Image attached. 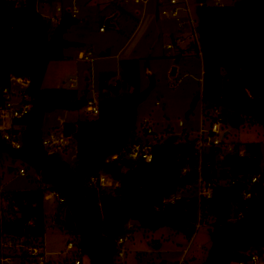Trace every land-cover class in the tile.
Segmentation results:
<instances>
[{"label": "trees", "instance_id": "1", "mask_svg": "<svg viewBox=\"0 0 264 264\" xmlns=\"http://www.w3.org/2000/svg\"><path fill=\"white\" fill-rule=\"evenodd\" d=\"M197 19L199 41L192 46L202 58V88L187 114L201 100L209 107H221L225 123L234 128L248 120L264 129V0H239L225 6L206 3L198 6ZM78 21L65 11L53 26L38 11V0H25L19 6L0 0V103L3 89L14 83L24 89L32 103L28 115L15 121L22 128L20 149L13 148L0 134V160L6 156L21 161L42 184L32 190L1 193L7 208L0 235L43 241L45 196L54 191L62 199L56 221L64 226L61 214L71 212L76 229L70 233L88 264H124L117 258L116 239L135 227L155 231L167 226L189 240L197 230L199 215L209 220L211 242L199 264L239 262L248 258L247 252L264 248L261 142H237L232 151L221 156V149L209 147L199 164L193 141L179 142L172 135L168 142L152 147L151 161H138L133 166L122 161L125 149L134 141L137 107L155 85L149 72L147 87L140 89L138 58L120 61L122 78L114 84L108 82L114 72L101 75L98 115L75 122L73 166L42 145L46 114L79 110L88 99L86 92L80 94L75 88L42 87L49 64L62 60L66 47L73 45L64 37ZM257 80L261 81L262 93L254 96L248 88ZM240 146L244 154L239 153ZM257 173L261 176L247 198L242 195L240 180L235 184L219 182ZM100 174L108 175L115 184L104 189L98 183H88L90 176ZM199 175L215 180L210 198L184 195L173 203L167 201L183 186L193 185ZM130 221L138 224L128 228Z\"/></svg>", "mask_w": 264, "mask_h": 264}, {"label": "rangeland", "instance_id": "2", "mask_svg": "<svg viewBox=\"0 0 264 264\" xmlns=\"http://www.w3.org/2000/svg\"><path fill=\"white\" fill-rule=\"evenodd\" d=\"M118 1L97 0L89 3V0H44L38 3V11L48 21L56 16L61 17L69 7L78 9L79 18L75 27L64 37L65 40L72 41L73 45L66 47L62 60L49 64L42 87L67 88L71 87V82L75 79L72 88L78 89L80 94L86 92L88 98L98 99L101 92V75L106 71L114 72L115 75L108 80L114 84L122 78L120 61L124 58H138L140 89L147 87L149 72L154 75L155 85L137 107V125L144 117H150L157 132L175 133L179 142L196 137L201 117V100L196 103L191 113L187 114V110L193 97L199 94L202 88V58L193 46L189 47L194 41L191 30H195L198 24V3L196 0H179L178 15L173 16L162 13L164 9L171 8L170 0H164L163 5L158 4L157 0H149L147 4L121 0L122 7L118 5ZM235 1L239 0H207L206 3L225 6L232 5ZM57 6L63 7L64 11L56 10ZM117 12V20L113 19L111 22H115L117 27L107 26L106 19L113 15L106 16ZM56 24L52 21L53 26ZM102 26L105 30H101ZM168 44L172 47H167ZM80 51L84 54L91 51L89 59H80ZM173 66L178 68L175 78L169 75ZM203 108L207 109L208 106L203 104ZM87 117L94 118L95 115L86 112L84 107L79 110L48 113L43 121V136H60L62 120ZM180 119L184 120L181 127L178 125ZM226 127L230 134L224 138L219 156L227 152V146L237 142L259 141L264 152V129L260 124L246 120L237 128L231 125ZM63 151L57 153L73 166L76 161V140L73 135L68 138V144ZM8 164L14 166L15 170L10 172ZM22 167L27 170L21 161H12L6 156L0 160V208H7L2 192L32 190L42 185L33 170H27L26 177L20 176L18 170ZM186 194L191 196L193 192ZM58 205L57 199L45 200L46 233L43 248L47 253L48 264H69L74 259V253L73 249H67V243L74 235L57 223L55 214ZM61 216L64 220L63 214ZM208 221L202 220L189 240L167 226L155 231L132 228L131 236L122 244L125 255L118 259L124 264H157L160 261L179 263L185 258L184 261L189 264H199L211 245ZM5 239L6 236L0 235V261L7 256V250L3 252L1 248V242L6 241ZM17 263V260L13 261V264ZM83 264H88L86 257L83 258Z\"/></svg>", "mask_w": 264, "mask_h": 264}, {"label": "built area", "instance_id": "3", "mask_svg": "<svg viewBox=\"0 0 264 264\" xmlns=\"http://www.w3.org/2000/svg\"><path fill=\"white\" fill-rule=\"evenodd\" d=\"M6 2H12L16 6L24 3L25 0H4ZM44 0H38V3L43 2ZM135 3L147 4L149 0H134ZM179 0H170L171 8L164 9L162 13L164 15L172 14L173 16L178 15L179 7L177 5ZM163 5V1H161ZM56 10L63 12L64 9L61 6H57ZM74 17L76 15V9L69 11ZM60 20V17H53L52 21L56 23ZM197 26L195 30L192 31V36L196 44L198 43L197 37ZM101 30H105L104 27H101ZM167 47H172L171 44H168ZM79 52L78 57L83 60L89 59V54ZM75 81V79L73 80ZM158 103V102H156ZM86 112L89 111L93 115H98V99L88 98L84 106ZM32 109V103L30 101L29 95L19 87L16 83L12 86L3 89V100L0 103V134L1 137L10 144L15 149L21 148L22 140V128L20 125H16V120L23 119L30 110ZM201 117L199 122V127L197 130V136L190 139L194 143L196 149V155L198 156L199 164L202 159L203 152L209 147H216L221 149V145L224 143V138L230 134V131L227 130V123H225L224 113L221 107H209L207 109L203 108V104L200 108ZM178 125L181 127L184 125V120L180 119ZM169 129V128H167ZM135 137L134 141L128 144L124 152V157L130 158L136 162L146 161L149 162L153 158L152 147L164 141L168 136L176 135L175 133L167 132H157L154 129V122L150 117H144L140 124L135 128ZM225 132H228L225 134ZM187 134V132H183ZM178 137V135H177ZM189 139V138H186ZM68 138L64 137L61 133L60 136H55L51 134L49 138H43L42 145L49 150L50 153H57L58 151H63V148L67 146ZM239 153L244 154V148L239 147ZM227 151L233 150V144L227 146ZM113 157H117L114 155ZM264 166V164L262 165ZM264 168V167H263ZM187 169L185 168L184 171ZM18 174L22 177H26L27 170L22 167L18 170ZM261 173H257L249 178H243L242 175H239L238 178L233 179H221L219 180L222 184H235L240 180L243 185L242 195L247 198L251 195L252 184L256 183L260 178ZM88 183L94 185L98 183L102 188L107 189L115 184L108 175L100 174L98 176L92 175L89 177ZM215 185L214 179H205L202 175H199L197 181L190 186H183L178 192L171 195L167 201L173 203L176 199L181 198L184 195H187V192H193V195L197 196L199 199L201 197L210 198L212 195V188ZM45 199H57L58 202H62V199L59 197L58 193L50 191L46 194ZM5 207L0 208V222L4 217ZM200 215L197 219V227L200 225L201 221ZM204 221V220H203ZM130 222L126 224L128 228H131ZM6 235H3V237ZM130 230L127 229L122 235L116 239L117 245V258H122L125 255V249L123 248L124 241L130 237ZM6 241L1 242V248L3 252L7 250V256L1 258L0 264H13L14 260H17V264H48L47 253L43 248V241H32L27 238H13L6 236ZM67 249H73L74 259L73 264H83V252L81 246H79L77 239L72 238L68 240ZM248 258L246 260H240L238 264H264V248H261L259 251L247 252ZM25 260V261H24ZM178 264H189L185 261H179Z\"/></svg>", "mask_w": 264, "mask_h": 264}, {"label": "water", "instance_id": "4", "mask_svg": "<svg viewBox=\"0 0 264 264\" xmlns=\"http://www.w3.org/2000/svg\"><path fill=\"white\" fill-rule=\"evenodd\" d=\"M207 0H196V3H198V5H206ZM119 15V13H115L113 14L112 17H109L106 19L105 24L107 26L110 27H117V24H115V22L111 23L113 21V19L117 18V16ZM176 71H177V67L173 66L169 72V75L171 78H175L176 77ZM86 79H88V76H85ZM249 92H251L254 96L255 95H260L262 93L261 91V81L257 80V82L252 85L249 86L248 88ZM167 128H169V125L167 126ZM76 131V123L72 120H68V121H63L62 122V134L64 137L69 138L73 135V133ZM228 132H225V134H227ZM174 137H177V135H173ZM171 136H168L165 139V142H168L170 140ZM122 161L124 163H127L128 165L133 166L135 164V161L130 159V158H123ZM13 168H9V171L11 172ZM64 221H65V225L63 226V228L67 231V232H71L74 231L76 229L75 227V223L72 217V214L69 210H67V212L64 215ZM130 224H138L136 221H130Z\"/></svg>", "mask_w": 264, "mask_h": 264}, {"label": "crops", "instance_id": "5", "mask_svg": "<svg viewBox=\"0 0 264 264\" xmlns=\"http://www.w3.org/2000/svg\"><path fill=\"white\" fill-rule=\"evenodd\" d=\"M96 1H97V0H89V3H94V2H96ZM161 1L164 2V0H157V3L161 5ZM235 2H236V1H235ZM118 5H120L121 7L123 6L121 0L118 1ZM75 9H76V15H75V16L78 18V15H77V13H78V9H77L76 7L73 8V9L69 7L66 11H72V10H75ZM111 15H113V13L107 15L106 17L111 16ZM118 16H119V15H118ZM118 16H117V17H118ZM111 17H112V16H111ZM78 20H79V18H78ZM115 20H117V18H115ZM73 27H75V26H73ZM73 27H72V28H73ZM102 27H103V26H102ZM72 28H70V29L66 32L65 37H66V35L68 34V32H69ZM179 30L181 31V29H179ZM69 41H70V40H69ZM193 43H194V42H192V44H193ZM191 46H192V45H190L189 47H191ZM189 47H188V48H189ZM80 52H82V51H80ZM156 56H157V55H156ZM202 72H203V66H202L201 74H202ZM139 73H140V70H139ZM177 73H178V68H177V71H176V76H177ZM202 77H203V75H202ZM44 78H45V77H44ZM73 80H74V79H73ZM73 80H72L71 85H70L71 88L73 87V86H72V85H73V82H74ZM43 82H44V79H43ZM42 84H43V83H42ZM60 87H62V86H60ZM77 90H78V89H77ZM201 102H202V101H201ZM202 104H204V103L202 102ZM78 119H80V118H74V119H72V121L76 122V120H78ZM82 119H83V118H82ZM62 121H64V120H62ZM61 128H62V123H61ZM44 138H45V137H44ZM63 152H65V151H63ZM22 166H23V164H22ZM7 167H8V169H9V168H13L12 171L15 170V167L12 166L11 164H8ZM12 171H11V172H12ZM184 260H185V258H184ZM184 260H183V261H184Z\"/></svg>", "mask_w": 264, "mask_h": 264}]
</instances>
